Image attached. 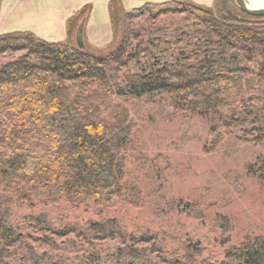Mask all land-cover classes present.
Returning <instances> with one entry per match:
<instances>
[{"label":"rangeland","instance_id":"1","mask_svg":"<svg viewBox=\"0 0 264 264\" xmlns=\"http://www.w3.org/2000/svg\"><path fill=\"white\" fill-rule=\"evenodd\" d=\"M178 1L206 8L204 2L209 0ZM220 1L228 13L240 20L264 22L239 11L234 0ZM122 3L80 0L78 10L66 18L68 35L62 43L76 46L74 35L79 22L87 20L92 9L98 16L107 11L110 40L93 48L85 44V51L106 54L124 42L126 64L117 72L120 83L131 74L155 71L164 63L176 68L223 55L252 71L246 75L250 81L233 105L235 116L247 107L264 115V82L254 75L258 61H247L234 49L223 51L204 24L189 12H166L156 17L145 12L127 19L125 12L143 4L126 9ZM216 3L211 0L214 15L220 11ZM32 23L21 26L31 30L39 25ZM125 30L129 34L124 35ZM26 53L0 52V66ZM175 98L161 93L153 98L118 99L130 125L123 183L136 190L133 193L128 189L112 205L21 199L0 183L1 208L8 223L20 234V241L6 251L0 243V264H33L34 260L44 263L58 257L67 264H168L162 255L180 261L191 255L199 262L219 264L225 260V250L238 245L244 237L260 235L264 239V183L248 171V166L264 154V137L254 139L251 122L236 124L232 120L225 125L218 113L210 111L200 116L186 106H176ZM218 135L220 140L215 143ZM6 152L9 153L7 149ZM40 215L54 228H85L89 221L114 220L127 234L145 236L150 241L84 240L73 233L61 237L38 226L34 219ZM125 244L134 246L140 257L121 253Z\"/></svg>","mask_w":264,"mask_h":264},{"label":"trees","instance_id":"2","mask_svg":"<svg viewBox=\"0 0 264 264\" xmlns=\"http://www.w3.org/2000/svg\"><path fill=\"white\" fill-rule=\"evenodd\" d=\"M216 8L220 11L214 15L211 6L168 0L145 3L124 15L128 19L145 12L152 17L189 12L204 24L223 51L234 49L245 60L258 61L254 75L264 82V22L240 20L218 0ZM18 50L27 53L0 66V183L21 199L112 205L128 189L136 190L123 183L130 125L119 98L173 94L178 107L186 106L200 116L216 112L225 125L232 120L236 124L251 122L254 139L264 137L263 114L247 107L235 116L233 105L252 71L233 58L211 56L195 65L176 68L164 63L155 71L131 74L120 83L117 72L126 64L124 42L106 54H94L71 44L43 40L29 31L0 34V52ZM248 171L264 183V154L248 166ZM5 214L0 204V243L4 251L20 241V234ZM34 220L41 229L61 237L73 233L84 240L150 241L145 236L127 234L114 220L89 221L85 228H54L44 215ZM137 251L128 244L120 248L121 253L139 258ZM224 257L219 264H264V239L260 235L246 236L226 249ZM161 258L168 264H215L199 262L191 255L185 261ZM33 264L67 263L58 257L44 263L34 260Z\"/></svg>","mask_w":264,"mask_h":264},{"label":"crops","instance_id":"3","mask_svg":"<svg viewBox=\"0 0 264 264\" xmlns=\"http://www.w3.org/2000/svg\"><path fill=\"white\" fill-rule=\"evenodd\" d=\"M80 0H1L0 1V34L12 31H29L37 37L52 42H65L68 35L66 18L76 12ZM122 6L130 9L131 6L144 3H162L168 0H121ZM62 3L64 7H62ZM206 6L211 0L205 1ZM56 6H58L56 8ZM102 11H104L103 7ZM62 10V13H61ZM38 23V27L26 30L21 25ZM33 24V23H32ZM34 25V24H33ZM111 38L110 20L107 11L101 15L91 10L90 16L84 20V45L97 47L108 43Z\"/></svg>","mask_w":264,"mask_h":264},{"label":"water","instance_id":"4","mask_svg":"<svg viewBox=\"0 0 264 264\" xmlns=\"http://www.w3.org/2000/svg\"><path fill=\"white\" fill-rule=\"evenodd\" d=\"M234 3L238 8V10L244 14L254 17H264V7L261 8L251 7L249 6L247 0H234ZM83 25H84V20H81L78 26L76 27L75 35H74L76 47L79 49L85 48L83 41Z\"/></svg>","mask_w":264,"mask_h":264},{"label":"bare ground","instance_id":"5","mask_svg":"<svg viewBox=\"0 0 264 264\" xmlns=\"http://www.w3.org/2000/svg\"><path fill=\"white\" fill-rule=\"evenodd\" d=\"M249 6L254 8L264 7V0H247Z\"/></svg>","mask_w":264,"mask_h":264}]
</instances>
